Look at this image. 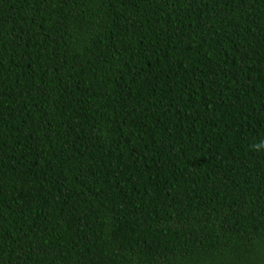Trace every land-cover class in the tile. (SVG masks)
Listing matches in <instances>:
<instances>
[{
  "label": "trees",
  "instance_id": "obj_1",
  "mask_svg": "<svg viewBox=\"0 0 264 264\" xmlns=\"http://www.w3.org/2000/svg\"><path fill=\"white\" fill-rule=\"evenodd\" d=\"M0 264H264V0H0Z\"/></svg>",
  "mask_w": 264,
  "mask_h": 264
}]
</instances>
